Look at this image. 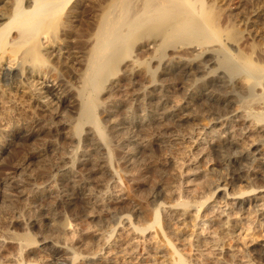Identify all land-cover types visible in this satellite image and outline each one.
Wrapping results in <instances>:
<instances>
[{
  "label": "bare ground",
  "instance_id": "6f19581e",
  "mask_svg": "<svg viewBox=\"0 0 264 264\" xmlns=\"http://www.w3.org/2000/svg\"><path fill=\"white\" fill-rule=\"evenodd\" d=\"M82 1L0 0V80L6 82L0 83L2 101L8 93L18 94L54 118L61 108L72 105L57 75L64 65H73L68 32ZM109 1L87 35L91 46L84 71L79 69L83 72L75 93L78 117L67 129L78 148L83 146L85 131L93 136H88L89 151L95 153L77 148L53 163V171L67 175L73 170L70 164L83 156L88 168L73 185L59 191L51 192L49 185L36 187L33 205L27 204L15 218L26 217V226L34 223L39 234L29 227L23 233L4 231L16 248L0 258V264H41L43 257L37 261L30 255L49 248L65 264H264V40L252 36L244 44L245 33L236 21L230 17L227 24L221 23L218 0ZM259 12L249 24L257 23ZM183 47L190 49V56L167 63L168 53ZM141 54L151 56L142 59ZM136 69L150 77L149 87L131 105L115 103L113 87L121 77L132 83ZM159 69L185 92V102L167 92L160 94L155 86ZM199 80L208 90V99L200 100L210 113L207 121L194 104L191 112L183 111L202 96L191 83ZM100 111L110 118L108 124L99 119ZM118 129H125L124 135L120 131L116 135L122 146L119 157L111 142ZM141 130L151 131L171 151L178 184L156 183L151 195L139 196L129 184L128 171L139 168V161L133 160L135 144L147 147V155L152 151L149 138L138 136ZM19 152L10 171L0 176L1 206L7 197L5 187L14 180H31L23 177L24 166L41 157L35 152L16 162ZM212 154L229 167L224 180L211 178L200 166ZM120 163L130 169L122 170ZM94 174L99 175L97 190L90 185ZM126 200L129 206L121 211L108 206V201ZM31 209L36 217L45 214L46 228L39 218L26 216ZM105 210L106 218L98 216ZM93 220L98 224L88 223ZM5 240L0 235V251Z\"/></svg>",
  "mask_w": 264,
  "mask_h": 264
},
{
  "label": "rangeland",
  "instance_id": "374dc122",
  "mask_svg": "<svg viewBox=\"0 0 264 264\" xmlns=\"http://www.w3.org/2000/svg\"><path fill=\"white\" fill-rule=\"evenodd\" d=\"M105 1L104 0H84L82 1L83 3H81L77 11L78 17L76 18L75 24L73 23L74 24V26L72 25L73 28L71 27L70 29L71 31L68 32V35H69L68 40L69 42L73 43L72 44L73 45V50H72V54H73L72 64L73 65L72 66L70 64L64 65L63 70H60L57 76L59 78L61 77L62 79V83H63L62 93L63 94L65 93L67 95L66 97L72 98V101H73L72 105H70L69 107L61 108L60 110L61 112L59 113L60 115L57 116V118H54L52 117L51 113L48 112L47 114L46 110L39 108V106H36L30 100L22 98L18 94L17 96H15L16 94L14 93L12 94L8 93L7 94L8 97L7 95L4 96L3 101H2V97L0 99L1 100L0 101V127L1 128L3 127L4 129L3 128L2 129L6 130L5 131L6 133L5 132L3 133V131L0 129V154H2V157H3V158L1 157L2 159L0 161L1 162L0 163V176L3 177L10 171L11 166L13 165L12 160L16 157L15 154H17L16 152L18 151L20 152L18 153L19 156L16 162L23 160L26 155H30L35 152L37 153V155L39 154L41 156L40 160L38 161L34 160L31 163L25 164L26 167L24 166V169H25V170L23 169L24 175L23 174L22 175L23 177H27V178L30 176L31 180H28L25 183L21 181L19 182V180L17 181L14 180L13 182L10 183L11 185L9 184L7 187H5L7 189H4L6 196H7L6 198L10 201H8L5 198L6 200L4 199V202H1L2 206L0 205V235L2 238L6 239L5 240L6 242L3 244L4 246L2 245L3 246L2 251H0V258L4 259L6 257V254L8 255L9 253L11 255V253H13L14 249L16 248L15 243H13L14 242L13 239H11L8 236H5V232H7L8 230L11 229V231H15L17 233H23L24 230H26V228L29 227L28 229L30 231H33L34 233L39 234L38 231H40V228L38 226L33 225L34 223L31 224L30 226H26L27 225L26 224L27 220L25 219L26 217L25 218H22V217L15 218L17 214L26 210L25 206H27V204H29L30 207L33 205L31 203L33 201L32 195L34 194V190L36 189V187L49 185V187H52L50 190L51 192L59 191L60 188L62 189L69 185H73V181L75 179L77 180L79 176L82 173H85L86 169L88 168L86 165H84V163H82L81 161V158L83 157L82 156L79 158V160L70 164L73 170L67 175H65L64 173L62 174L61 172L58 174V172L56 173L55 171L52 170V167L54 165L53 163L58 162L57 160H59L60 157L64 155H72L77 151V148H78L77 142L73 138H71V136L69 137V130L67 129H70V126L74 125V123L76 122L75 120L78 117V113H77L78 103L75 97L77 94L75 93L77 91V88L80 86V82H79L80 76L79 75H81V73L84 71L86 63H87L86 61L88 60V53H89V49L91 46V44L88 45L89 43H91V40L89 38L90 34L94 31L95 29L94 27H96V23L98 21L97 18L98 17L100 18V16L103 13L101 12V10L103 9V6H106L110 2L109 0H107L108 2L106 1L107 3ZM217 2L223 10L221 23L223 22L224 23V24L222 23L223 25H225V23L227 24L230 20V17L231 19L236 21L237 24H239V29L243 30V32L245 33L243 43L247 42L248 40L251 41L252 39H255V40L263 39L264 40V0H218ZM2 5L0 6L2 7ZM6 9L7 8H4V10ZM257 9L260 10L261 12V13L259 12V15H260L258 19L259 22L257 21L258 24L256 23V24L251 25L249 24L250 22L249 19L253 18L255 12L258 11ZM87 28H88V31H87ZM89 31L90 33L87 34ZM252 36H254V38H252ZM178 50L180 51H177V52L171 51L168 53L167 58L169 61L167 60V63L169 62L175 63L176 61H178V59L181 56H184V57L190 56L189 48H188V51L186 47H183V49H178ZM150 56L151 54H147V55L141 54L139 57L143 59V58H148ZM211 66H213V64ZM82 67H83V71L82 69L79 70ZM152 67L156 68L157 62H153ZM160 70L161 69H159V72L157 73V76H156L157 81L155 83L156 84L155 86L158 88V90H161L160 94L167 92L170 95H174L175 100L181 99L180 101L185 102V100H187L185 92H183V90L181 89H178L179 86H175V83L172 84V80L170 81L169 74L161 72ZM132 78H133V82L129 83L130 81H127L126 78L121 77V80H120L121 82L118 85H116L115 88L113 87L114 90H112L111 96H112V100L115 103L122 102L124 104L131 105L132 103H135L136 98L141 99L142 96L140 95V93L144 91L145 87L146 88L147 86L149 87L150 77H148V75L144 72L143 69H138V70L136 69ZM0 79L2 78L0 77ZM202 81L203 80H199L196 83L191 82L193 83V85L196 86L197 92L201 94L203 93V94L202 96L200 95L201 98L198 97L197 101L192 103V107L191 105L190 106L188 105V107L183 108V111H186L185 113H187V111L191 112L192 108L197 106L196 107L197 111L201 109L202 111L201 114H203L202 115L203 117L201 119L203 120L204 118V120L207 121L208 118H210V115H209L210 113H207L209 111H207L205 104L202 105L201 103L205 99H208L207 96H205V94L208 93V90L205 89L204 87L205 83L204 81L203 82ZM4 82L5 81L0 80V83L4 84ZM10 95H12V97H10L11 99L9 98ZM13 97H15V99H13ZM193 104L196 106H193ZM120 109L116 113L117 117H120L122 114L121 113L122 109L121 110ZM34 111L36 113H34ZM185 113L184 112L179 113V116H182ZM66 114L67 116H65ZM62 116H65V118ZM98 117L103 124H106V123L108 124L110 121L109 120L110 118L109 117L107 118V114L102 111L98 113ZM119 131H120L121 136L124 135L125 129H121V130L118 129L116 134L115 133H114L115 135L113 134V137H116V138L111 137V140L113 139L111 141L112 144L114 145V147H117L118 149L117 154H116L117 157L120 156V153H121L120 148L122 147L120 145L121 144L120 138L118 137L120 136ZM31 132H33L32 135L30 136L28 135L29 137L26 138L25 135ZM117 133H118V136H116ZM149 133L150 135L148 136L147 134ZM137 134L138 136L141 135V137L139 136L141 140H143L145 136L149 138L148 145L150 146H148V148L149 147L150 148L148 150L150 151L152 150V151L150 155L149 154L147 155L146 153L147 147L143 148L141 144L140 145L139 143L135 144V151L136 149L137 151L134 154H136L138 158H135L136 157L135 156L133 160L136 159V161H139L138 162L139 165L137 166V168L138 167L139 168L136 170L135 169L133 170L132 169L133 167L131 166L132 170L128 171L129 173L132 174L131 177L129 178L130 179L129 184L133 188L135 193L137 192L139 196L143 194L151 195L153 190L156 187L155 186L156 183L164 184L167 181V182H172V183L176 182V184H178L177 180L174 179V175H173L174 169L170 161V157H169L170 156L169 154L171 151H169L168 148L164 146V143H162L161 140L155 134L152 133L151 135V131L143 132L141 130V131H138ZM142 135H144V137H142ZM88 136L90 137V139L93 138V136H90L89 134H87V131H85L84 137H83V142L85 143L82 142L83 146H80L78 150H83L85 148V150L87 149L86 150L87 152L94 154L95 152L89 151L90 143L92 140H90ZM3 145L4 146L6 145L5 146L6 148ZM141 150L143 151V153ZM86 151H82V153H85ZM123 165L124 164L120 163L119 167L120 168L123 167L122 170H125L127 166L124 167ZM224 165H225V161L216 154H212L210 157V160L203 161L200 163L201 168L207 170L210 173L211 178L212 177L221 178V180H224L229 172L228 171L229 167H226ZM127 168L130 169V166H128ZM226 168H228V170ZM47 172L49 175L46 174ZM51 173L52 175H50ZM97 176L99 175L97 174ZM97 176H95V174L92 175L91 184H90L92 185V187H94L95 190H97L96 188H98V184H96L98 180ZM70 177L71 178L73 177L72 180ZM201 180L203 181V179H199L197 181L200 182ZM202 181L200 182V184L204 183V181L203 183ZM52 189L55 191H53ZM77 195H79V192ZM136 199H139V197H137ZM108 203H110L108 204V206H110L111 211H116V210L121 211L122 209L129 206L128 200L123 201L121 203L122 205L120 203H115L113 201H108ZM31 211H32L31 213L33 214L27 213L28 215L26 216L27 217L31 216L33 219H35L37 214L36 213L34 214L33 209H31ZM99 213L100 214L98 216H101V218H104V217L106 218V216L109 215L108 214L109 212H107L106 210L99 212ZM67 215H69L68 212H67ZM70 217L72 218L71 215ZM38 218L39 217H36V219ZM101 218H95V220L96 221L98 219L101 220ZM38 220L39 222L42 220V222L40 223L41 225L42 223H44L43 224L44 228L47 227L46 225L47 220L45 218V214L40 215V218ZM90 220L91 219H89V221ZM95 220H93L94 222L92 221L88 223H90L91 225L96 224V223L98 224L99 220L98 222H96ZM10 239L12 242L11 241L9 242ZM31 256L34 257L33 255H30V257ZM32 257L31 259H34L37 261L38 260L40 261V257H43L42 259L45 261L42 260L44 263L41 261V264L42 263L43 264H56V263L65 264L67 262L66 260L62 259L63 257L60 258L56 254H54L51 248L45 249V252L38 253V255L35 256L34 258Z\"/></svg>",
  "mask_w": 264,
  "mask_h": 264
}]
</instances>
